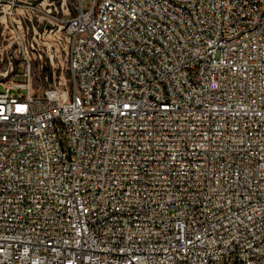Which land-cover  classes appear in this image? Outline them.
I'll return each instance as SVG.
<instances>
[{
    "label": "built area",
    "instance_id": "built-area-1",
    "mask_svg": "<svg viewBox=\"0 0 264 264\" xmlns=\"http://www.w3.org/2000/svg\"><path fill=\"white\" fill-rule=\"evenodd\" d=\"M53 4L70 84L0 80V264H264V0Z\"/></svg>",
    "mask_w": 264,
    "mask_h": 264
},
{
    "label": "rangeland",
    "instance_id": "rangeland-1",
    "mask_svg": "<svg viewBox=\"0 0 264 264\" xmlns=\"http://www.w3.org/2000/svg\"><path fill=\"white\" fill-rule=\"evenodd\" d=\"M62 1L0 0V80L9 81L15 76L16 81H26L24 62L30 59L34 74L33 85L37 91L49 87L55 77L58 81L66 80L70 84L71 73L68 69L64 45H60L58 48L55 45L57 39H53L56 36L60 41L59 36L62 35V30L60 31L59 25L50 21L52 18L49 16L48 3L51 2H54L52 14L64 16L66 7H62ZM66 1L72 14H74L75 0ZM12 2L16 3L14 7L9 6ZM90 3L91 0H85V8H88ZM39 19L44 20L40 26H38ZM20 23L26 31L25 39L22 42L19 34L17 32L13 34L12 32L13 27ZM34 25H36L38 33L34 31ZM46 28L48 29L47 32H45ZM51 28L54 29L52 33H50ZM49 34L52 36H49ZM45 43H50L53 46L54 60L50 58ZM4 88V85H0L1 90H4Z\"/></svg>",
    "mask_w": 264,
    "mask_h": 264
}]
</instances>
